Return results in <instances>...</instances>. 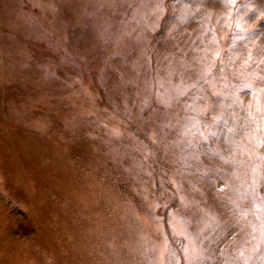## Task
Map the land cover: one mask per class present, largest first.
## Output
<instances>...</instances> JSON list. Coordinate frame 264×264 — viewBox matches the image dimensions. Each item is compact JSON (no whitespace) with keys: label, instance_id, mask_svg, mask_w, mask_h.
<instances>
[{"label":"rangeland","instance_id":"obj_1","mask_svg":"<svg viewBox=\"0 0 264 264\" xmlns=\"http://www.w3.org/2000/svg\"><path fill=\"white\" fill-rule=\"evenodd\" d=\"M0 264H264V0H0Z\"/></svg>","mask_w":264,"mask_h":264},{"label":"bare ground","instance_id":"obj_2","mask_svg":"<svg viewBox=\"0 0 264 264\" xmlns=\"http://www.w3.org/2000/svg\"><path fill=\"white\" fill-rule=\"evenodd\" d=\"M211 241H212V240H211ZM216 246H217V245H216V242H214V247H213V249H212V248L210 249V250H211L210 252H213V254L216 253V251H215V250L217 249Z\"/></svg>","mask_w":264,"mask_h":264},{"label":"snow or ice","instance_id":"obj_3","mask_svg":"<svg viewBox=\"0 0 264 264\" xmlns=\"http://www.w3.org/2000/svg\"><path fill=\"white\" fill-rule=\"evenodd\" d=\"M232 2L234 3V2H235V0H232Z\"/></svg>","mask_w":264,"mask_h":264}]
</instances>
